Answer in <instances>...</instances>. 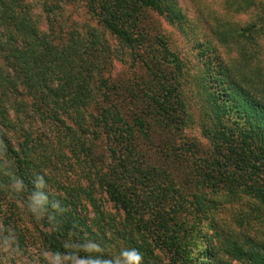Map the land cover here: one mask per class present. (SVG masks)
<instances>
[{"label": "trees", "instance_id": "obj_1", "mask_svg": "<svg viewBox=\"0 0 264 264\" xmlns=\"http://www.w3.org/2000/svg\"><path fill=\"white\" fill-rule=\"evenodd\" d=\"M71 3L0 0V246L6 229L18 250L28 245L12 221L22 207L49 253L264 264V240L203 225L217 202L243 199L264 222V0H236L250 23L215 31L237 56L200 52L205 152L182 133L185 62L147 23L152 12L180 22L176 0H81L96 25H68ZM117 56L130 60L126 77L110 74ZM37 174L59 205L39 218L27 208ZM89 241L100 251L85 252Z\"/></svg>", "mask_w": 264, "mask_h": 264}, {"label": "rangeland", "instance_id": "obj_2", "mask_svg": "<svg viewBox=\"0 0 264 264\" xmlns=\"http://www.w3.org/2000/svg\"><path fill=\"white\" fill-rule=\"evenodd\" d=\"M176 2L182 13L180 22L171 23L164 17L152 12L148 15L147 23L153 34L160 33L165 36L171 51L177 53L185 62V72L180 77L182 97L186 104L185 118H187L182 130L183 137L188 142L198 143L200 152L210 151V142L201 129V122L204 118L202 107L207 93L204 92L203 83L200 79L202 72L200 52L202 49H208L213 58L219 53L222 58H225H223L225 61H230L237 56V52L226 47L218 39L215 31L217 29L220 31L231 25L245 26L250 23L252 18L247 11H239L236 8V0H176ZM80 3L81 0H72V3L67 6L65 16L68 17V25H73L76 22L86 23L85 21H89L91 25H96L97 22L92 20L93 18L88 17L84 11L78 8ZM214 48H216L215 51H213ZM129 66V58L117 56L110 68V74L114 78L126 77L131 71ZM139 71L138 73H140ZM80 173L78 169H75L69 175L76 178ZM221 199L224 198L221 197ZM217 203L218 206L211 209L208 216L204 217L203 225L206 230L209 229L210 232H213L211 223L214 222L218 228L223 229L224 233L234 231L235 234L238 233L236 236L241 237L239 233L245 231L258 240H264V222L250 214L252 205L256 204L255 201L243 199ZM108 207H111L110 203ZM3 211L4 214L10 215L8 209L5 208ZM245 217L249 218L250 223L248 224L246 221L243 226H240V219ZM12 221L18 223L19 228L27 237L28 245L24 247V250H18L11 241L1 245L0 263L47 264L45 254L49 252L42 250L39 242L33 243L35 238L32 236L36 229L28 220L22 207L17 208L16 214L12 216Z\"/></svg>", "mask_w": 264, "mask_h": 264}, {"label": "clouds", "instance_id": "obj_3", "mask_svg": "<svg viewBox=\"0 0 264 264\" xmlns=\"http://www.w3.org/2000/svg\"><path fill=\"white\" fill-rule=\"evenodd\" d=\"M34 191L30 194L27 201L28 211L34 217H41L49 208H59L58 204L53 203L49 199L47 191V182L43 175L37 174L33 180ZM23 189L22 181H17L13 185V191L16 193L21 192ZM62 210V209H61ZM8 235L5 236L6 241H11L14 238V233L11 229L5 230ZM83 250L87 253L99 252L100 248L94 242L89 241L83 246ZM142 256L137 249L124 248L119 253L110 259H100L89 256L87 259L80 257L73 252H54L45 254L47 264H142Z\"/></svg>", "mask_w": 264, "mask_h": 264}]
</instances>
